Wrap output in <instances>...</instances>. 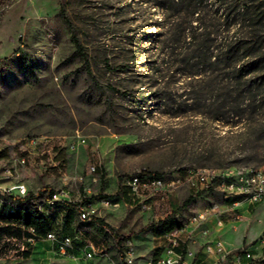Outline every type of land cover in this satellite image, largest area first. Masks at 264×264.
<instances>
[{
    "label": "rangeland",
    "instance_id": "374dc122",
    "mask_svg": "<svg viewBox=\"0 0 264 264\" xmlns=\"http://www.w3.org/2000/svg\"><path fill=\"white\" fill-rule=\"evenodd\" d=\"M163 1L8 0L0 9V185L24 183L35 203L61 189L85 194L94 214L88 222L73 218L75 230L66 233L80 232V246H95L97 256L83 264H155L165 242L141 229L170 214L185 223L225 203L212 187L183 185L147 212L128 196L102 206V195L116 198L123 175L264 168V69L232 77L223 63L185 64L189 45L175 42L167 28L172 20L194 27L199 18L219 25L211 28L216 50L225 36L252 44L255 33L264 35V0H246L252 11L244 23L233 15L226 21L216 0H201L191 18L184 9L166 13ZM176 45L182 47L173 55ZM236 82L245 91L226 95ZM49 213L60 223L65 209ZM95 219L129 239L117 242ZM262 226L264 210L249 237ZM203 246L194 247L195 257ZM0 264L75 263L53 255L48 242L27 246L21 238L7 247L0 242Z\"/></svg>",
    "mask_w": 264,
    "mask_h": 264
},
{
    "label": "built area",
    "instance_id": "2783aa9c",
    "mask_svg": "<svg viewBox=\"0 0 264 264\" xmlns=\"http://www.w3.org/2000/svg\"><path fill=\"white\" fill-rule=\"evenodd\" d=\"M29 142L35 144L34 139ZM74 147L75 144H72L71 148ZM7 173L10 174V170H7ZM183 185L192 189L212 187L218 190L224 199L239 197L241 200H247L252 204L264 205V168L261 167H244L237 171L228 170L223 174L215 169L196 168L187 170L183 178L139 171L134 174L123 175L120 179L119 195L115 199L102 198L100 204L104 207H116L128 196L129 199L127 200L131 205L147 212L157 200H165L169 194ZM27 191L26 185L22 182L9 186L0 185V196L24 197L27 195ZM87 199L85 194L78 190L61 189L47 196L42 202L36 203V209L39 212L49 214L47 209L53 208L56 203H67L75 207L77 218L80 221L88 222L95 209L90 201H86ZM241 200L233 202L232 208L219 209V206L216 205L199 210L189 216L187 222H182L181 228H174L165 233L161 237L165 242L164 251L156 258L155 264H189L185 260V256L190 255L186 246L190 241L194 242L193 230L203 227L211 218H214L217 227H223L229 218L240 221L241 214L235 207ZM27 233L22 237L27 246L35 245L41 241L48 242L51 245L53 255L69 259L75 264H83L97 256V250L92 243L80 246L82 242L80 232L72 237L62 232L61 226H59L57 231L49 230L44 235H38L34 227L27 228ZM9 240L16 243L19 239L14 236ZM257 243L258 248L241 246L227 250L221 240L213 239L203 243L202 251L212 258L214 264H251L257 261L264 264V230ZM182 245H185L183 254L177 250ZM21 249L23 251L26 247Z\"/></svg>",
    "mask_w": 264,
    "mask_h": 264
},
{
    "label": "trees",
    "instance_id": "16d2710c",
    "mask_svg": "<svg viewBox=\"0 0 264 264\" xmlns=\"http://www.w3.org/2000/svg\"><path fill=\"white\" fill-rule=\"evenodd\" d=\"M8 0H0V9L6 5ZM201 0H164L163 9H165L166 13H169L171 10L184 9L191 18V15L198 14V6ZM251 2V1H250ZM218 3V8L222 12L223 18L227 21L230 18V15H233L236 19L237 17L244 22L249 21L251 19V11L252 6L248 4L246 0H216ZM165 4H170V6H164ZM159 5V4H158ZM167 17H170L167 15ZM222 18V17H221ZM196 26L185 27L184 23L179 22L175 23V20L168 23V30L173 35L174 41L178 44L180 42L187 43L189 47H185L184 52L182 53L184 56L183 63L188 64L189 61H193L195 59V64H216L223 63L226 69H230L231 72L235 73V76L238 77L245 70L247 73L257 72L259 70L264 69V35H255L252 38V44L250 42H243L238 38L228 40L227 36L221 37V48L216 50V47H213V43L215 41L213 36V28L219 27V25L207 24L205 21H199L197 19ZM192 20L190 19V25ZM234 25H238V27L242 26L240 21H235ZM212 28V29H211ZM186 29L189 31L186 33ZM223 31L228 32L227 28L223 29ZM225 39V40H224ZM223 40V41H222ZM177 44V45H178ZM172 46L171 53L176 55L177 49L182 46ZM251 45V46H250ZM260 45V46H259ZM191 46V47H190ZM258 46V47H257ZM182 49V48H181ZM214 49L216 52H214ZM244 49V50H243ZM243 51V52H242ZM180 54V55H182ZM241 57H253L251 62H248L246 65H240ZM262 82L264 83V75L261 77ZM261 82V83H262ZM237 82L235 83V89L230 90V93H226V95H231L234 92L237 96L241 95L245 91L243 85ZM251 88L249 87V91ZM3 154L0 153V157ZM157 175H161L155 173ZM210 188V187H209ZM119 195V190L111 197H117ZM101 198H108L106 195H102ZM193 199V196L190 195L183 202V205L189 203ZM241 200L239 197L237 198H229L225 199L226 203H233ZM89 201V198L86 200ZM63 206L65 209V213L61 219V222L58 223L54 214H45L43 212H39L36 209V203L33 201L32 194L27 193L24 197L19 196H0V242L3 243V247H7L10 244L11 237H18L21 239L23 236L27 235V228L34 227L36 233L38 235H44L47 231L52 230L54 227L61 226L62 232L65 234L68 232H73L75 229L71 226V220L76 218V210L73 205L67 203H56L53 208ZM174 214L168 215L165 219L157 223H151L146 225L140 231H151L154 236L160 237L165 233L173 230L174 228H181L182 222L175 219ZM110 234H112L111 229L107 224H104L103 221L95 219ZM117 242L124 241L129 239L128 237H118L112 234ZM182 254L184 250L180 251ZM21 254L25 257L29 256L28 251H22ZM251 264H261L260 262H253Z\"/></svg>",
    "mask_w": 264,
    "mask_h": 264
},
{
    "label": "crops",
    "instance_id": "0c3cea01",
    "mask_svg": "<svg viewBox=\"0 0 264 264\" xmlns=\"http://www.w3.org/2000/svg\"><path fill=\"white\" fill-rule=\"evenodd\" d=\"M224 208H232V203L225 202L222 205H219V209ZM235 208L241 214L240 221H234L229 218L226 220L223 227H217L214 218H211L203 227L193 230L194 242L190 241L186 246L187 252L190 253V255L187 254L185 256L187 262L194 258L198 264H214L212 258L203 253V247L195 257L196 248L194 247L202 245L208 240H221L227 250H232L241 246L251 248L259 247L257 240L264 230V226L259 229L254 237L251 238L249 236L255 225L261 223L264 210L263 204H252L247 200H241ZM47 211L49 212V209ZM161 237L162 236H160V238Z\"/></svg>",
    "mask_w": 264,
    "mask_h": 264
}]
</instances>
